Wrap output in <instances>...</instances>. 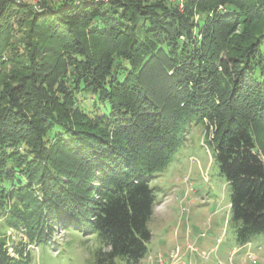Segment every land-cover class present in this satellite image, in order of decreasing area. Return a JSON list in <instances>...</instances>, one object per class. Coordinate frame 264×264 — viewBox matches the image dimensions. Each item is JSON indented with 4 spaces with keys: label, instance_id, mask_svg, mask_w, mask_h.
<instances>
[{
    "label": "trees",
    "instance_id": "trees-1",
    "mask_svg": "<svg viewBox=\"0 0 264 264\" xmlns=\"http://www.w3.org/2000/svg\"><path fill=\"white\" fill-rule=\"evenodd\" d=\"M181 5L0 0L7 228L34 244L58 229L93 236L92 264H140L152 183L195 123L213 130L237 242L264 234V0ZM5 245L0 264H22Z\"/></svg>",
    "mask_w": 264,
    "mask_h": 264
},
{
    "label": "rangeland",
    "instance_id": "rangeland-1",
    "mask_svg": "<svg viewBox=\"0 0 264 264\" xmlns=\"http://www.w3.org/2000/svg\"><path fill=\"white\" fill-rule=\"evenodd\" d=\"M45 1L55 0L40 4ZM15 35L13 47L22 37L21 32ZM12 70L7 65L0 74V91L14 83ZM212 133L192 123L166 168L156 174V201L148 223L151 239L140 264H264V234L254 235L245 245L236 240L230 189L219 173ZM23 231L7 228L0 219V238L22 264H92L99 247L93 236L74 231L58 229L46 244L28 242ZM21 249L24 256L18 260Z\"/></svg>",
    "mask_w": 264,
    "mask_h": 264
},
{
    "label": "built area",
    "instance_id": "built-area-1",
    "mask_svg": "<svg viewBox=\"0 0 264 264\" xmlns=\"http://www.w3.org/2000/svg\"><path fill=\"white\" fill-rule=\"evenodd\" d=\"M24 3H27L28 5L32 6L34 9L38 10L40 7V2L42 0H21ZM173 4H180V8L182 7L181 5V0H170Z\"/></svg>",
    "mask_w": 264,
    "mask_h": 264
}]
</instances>
